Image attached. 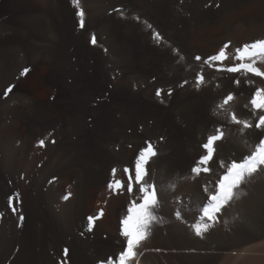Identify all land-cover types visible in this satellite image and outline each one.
I'll list each match as a JSON object with an SVG mask.
<instances>
[{
	"label": "bare ground",
	"instance_id": "6f19581e",
	"mask_svg": "<svg viewBox=\"0 0 264 264\" xmlns=\"http://www.w3.org/2000/svg\"><path fill=\"white\" fill-rule=\"evenodd\" d=\"M79 7L83 27L72 0H0V264H97L117 253L126 243L121 220L140 197L135 186L127 193L123 168L146 142L157 151L146 179L157 187L158 222L131 264H264V171L246 179L215 221L202 220L204 186L223 173L219 162L239 161L259 134L241 133L217 105L232 93L225 108L253 119L249 93L264 87L260 77L203 61L226 43L232 53L264 38V0H80ZM196 73L205 81L199 89ZM218 126L224 137L212 172L195 176L200 145ZM113 179L123 191L109 189ZM196 223L210 227L197 236Z\"/></svg>",
	"mask_w": 264,
	"mask_h": 264
},
{
	"label": "snow or ice",
	"instance_id": "6c2138e0",
	"mask_svg": "<svg viewBox=\"0 0 264 264\" xmlns=\"http://www.w3.org/2000/svg\"><path fill=\"white\" fill-rule=\"evenodd\" d=\"M80 0H72V4L77 8L76 15L80 17V26H84V12L79 7ZM149 28L152 26L149 24ZM153 37L160 40L161 37L158 33L153 31ZM92 43H96L95 36L92 37ZM229 49V44H224L214 55H210L203 61L209 67H215L217 71H224L227 73H238L247 77L249 74L255 77H260L264 80V38H258L251 43H245L241 47L234 49L230 53L226 51ZM173 51H176L173 49ZM233 63L225 65L224 62L229 60ZM184 59V57H181ZM201 60L200 56L195 58ZM238 61V63H235ZM212 62H218L214 64ZM28 69H24L23 75ZM248 85H253L254 81L248 79L244 81ZM187 83V81H185ZM204 76L201 73H196L195 87L199 89L203 84ZM235 84L240 85L242 81L235 79ZM11 91V89H8ZM7 95V91L4 93ZM156 95L161 96V90L157 89ZM234 95L227 94L222 101V104L217 107L224 109L228 113L230 122L234 125L240 126V132L245 133L246 130L255 128L259 130L257 141L251 146L249 154L239 158V161L233 159L231 162L221 160L219 167L224 169L223 173L218 175L215 183L209 181L204 186V192L207 194V206L203 208V218L209 221H215L216 213L232 201L237 195V189L246 181L247 178L252 177L259 171H264V87H256L254 91L249 93L248 103L245 107L251 109L253 119L239 118L234 110L229 111L225 108L233 101ZM224 137L223 128L218 126L211 134H208L205 140L201 143L204 153L199 155L195 160L194 165L191 167V173L199 176L201 173H211L210 162L214 159L216 152V142L222 140ZM43 146L45 141H39ZM147 146L142 147L136 155L134 165L123 168V173L127 175L126 190L127 193L132 194L135 190L140 193L138 200L133 199L130 201L127 208V215L121 220L120 234L125 238V245L115 254H109L106 258H100L97 264H131V261L138 255L136 249L140 244L148 238L151 226L158 222V217L155 214V209L159 205L157 187L155 183H149L146 177L148 176L147 165L149 161L157 155V151L150 142H146ZM134 169V174H133ZM117 168H112L111 172L113 177L116 176ZM109 189L121 192L125 188V183L119 179H113L108 184ZM16 199L13 195L7 196L8 207L13 212L16 208L13 207V201ZM64 199H68L65 196ZM177 218H180L181 213L176 212ZM94 217L88 218V230L91 231L94 223ZM20 220L23 221L24 217L21 215ZM210 227L207 223H196L192 225L193 230L197 236H202ZM64 255H68V249H64Z\"/></svg>",
	"mask_w": 264,
	"mask_h": 264
},
{
	"label": "rangeland",
	"instance_id": "374dc122",
	"mask_svg": "<svg viewBox=\"0 0 264 264\" xmlns=\"http://www.w3.org/2000/svg\"><path fill=\"white\" fill-rule=\"evenodd\" d=\"M30 86H32V85H30ZM35 96H36V97H40V93L36 91V92H35ZM6 158H7V157H6ZM2 161L5 162L4 160H2ZM6 164H7V163H6ZM12 164H18V163H16V162L14 161V163H12ZM12 164H7V166H8V165H12ZM0 168H1L2 170H4L2 164H0ZM4 174H5V173H4ZM20 178H21V173H20V174L18 175V177H17V182L20 181ZM117 229H118V230H117ZM116 230L119 231V226L116 227ZM63 248H64V249H65V248L68 249V247H63ZM64 249H62V251H63L62 253H64Z\"/></svg>",
	"mask_w": 264,
	"mask_h": 264
}]
</instances>
